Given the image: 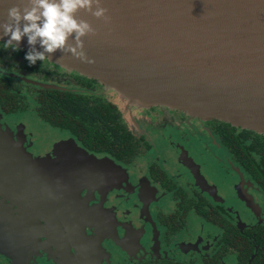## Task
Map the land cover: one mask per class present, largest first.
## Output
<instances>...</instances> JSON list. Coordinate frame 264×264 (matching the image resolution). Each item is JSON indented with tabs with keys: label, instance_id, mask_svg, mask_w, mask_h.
<instances>
[{
	"label": "flooded vegetation",
	"instance_id": "1",
	"mask_svg": "<svg viewBox=\"0 0 264 264\" xmlns=\"http://www.w3.org/2000/svg\"><path fill=\"white\" fill-rule=\"evenodd\" d=\"M24 50L0 48V264H264L263 132Z\"/></svg>",
	"mask_w": 264,
	"mask_h": 264
},
{
	"label": "water",
	"instance_id": "2",
	"mask_svg": "<svg viewBox=\"0 0 264 264\" xmlns=\"http://www.w3.org/2000/svg\"><path fill=\"white\" fill-rule=\"evenodd\" d=\"M20 2L0 0V20ZM103 4L108 20L77 12L95 29L82 37L94 62L59 51L50 60L98 79L131 102L165 104L264 133V0ZM20 45L27 48L23 38ZM12 171L20 180L38 177L17 163Z\"/></svg>",
	"mask_w": 264,
	"mask_h": 264
},
{
	"label": "clouds",
	"instance_id": "3",
	"mask_svg": "<svg viewBox=\"0 0 264 264\" xmlns=\"http://www.w3.org/2000/svg\"><path fill=\"white\" fill-rule=\"evenodd\" d=\"M108 20L103 0H21L7 8V16L0 20V48L20 49L23 38L27 48L23 58L36 64L50 58L54 52H69L73 56L94 62L84 50L82 37L94 32L93 25L79 10ZM71 38V39H69ZM5 71L0 68V72Z\"/></svg>",
	"mask_w": 264,
	"mask_h": 264
},
{
	"label": "trees",
	"instance_id": "4",
	"mask_svg": "<svg viewBox=\"0 0 264 264\" xmlns=\"http://www.w3.org/2000/svg\"><path fill=\"white\" fill-rule=\"evenodd\" d=\"M38 95H53V96H59V95H65L67 98L65 100L59 101L60 103H65L66 105H69V108H57V107H52L50 109L52 110H58V109H74L72 104L74 102L73 97H69L68 95H75L73 92H68V91H63L59 90L56 88H41L40 91L38 92ZM57 103V101H56Z\"/></svg>",
	"mask_w": 264,
	"mask_h": 264
},
{
	"label": "rangeland",
	"instance_id": "5",
	"mask_svg": "<svg viewBox=\"0 0 264 264\" xmlns=\"http://www.w3.org/2000/svg\"><path fill=\"white\" fill-rule=\"evenodd\" d=\"M119 93V92H118ZM120 94V93H119ZM121 95V94H120ZM122 96V95H121ZM122 97H124V96H122ZM124 98H126V97H124ZM127 99V98H126ZM128 100V99H127ZM128 102H130V103H132V104H136V105H140V106H145V105H141V104H138V103H135V102H131L130 100H128Z\"/></svg>",
	"mask_w": 264,
	"mask_h": 264
}]
</instances>
